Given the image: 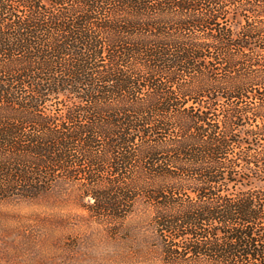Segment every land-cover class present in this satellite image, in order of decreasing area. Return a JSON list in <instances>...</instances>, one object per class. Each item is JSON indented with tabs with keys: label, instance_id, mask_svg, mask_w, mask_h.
Wrapping results in <instances>:
<instances>
[{
	"label": "trees",
	"instance_id": "1",
	"mask_svg": "<svg viewBox=\"0 0 264 264\" xmlns=\"http://www.w3.org/2000/svg\"><path fill=\"white\" fill-rule=\"evenodd\" d=\"M262 140L264 0H0V198L71 182L163 264H264Z\"/></svg>",
	"mask_w": 264,
	"mask_h": 264
},
{
	"label": "rangeland",
	"instance_id": "2",
	"mask_svg": "<svg viewBox=\"0 0 264 264\" xmlns=\"http://www.w3.org/2000/svg\"><path fill=\"white\" fill-rule=\"evenodd\" d=\"M249 185L264 181L251 178ZM74 187L59 181L32 199L0 198V264H163L155 233L138 212L113 235Z\"/></svg>",
	"mask_w": 264,
	"mask_h": 264
}]
</instances>
